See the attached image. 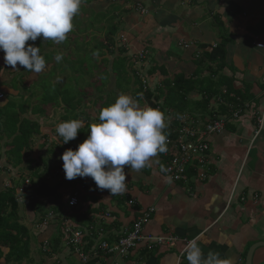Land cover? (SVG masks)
Masks as SVG:
<instances>
[{"label": "crops", "instance_id": "obj_1", "mask_svg": "<svg viewBox=\"0 0 264 264\" xmlns=\"http://www.w3.org/2000/svg\"><path fill=\"white\" fill-rule=\"evenodd\" d=\"M135 4H140L146 14L136 13ZM81 8L85 9L82 20L92 15L107 16L108 12L114 18L113 22L120 19L118 32L126 35L132 44L128 52L133 54L143 49L148 53L146 60L149 63L155 59L157 63L170 61L175 65L170 58L172 53H177V61H180L177 63L180 70L177 71L185 76L195 70L191 59L200 52L199 46L209 48L219 43L218 21L230 38L225 47L227 67L222 74L233 78L234 89H249L254 96L253 103L245 106L240 115L226 125L222 134L211 138L209 171L204 181L194 179L193 172L189 177L187 175L185 182L170 181L163 175L164 162L159 154L152 159L150 166L140 171L125 169L128 176L126 192L121 195L111 196L108 190H99L92 178L84 177L80 183H75L76 178L70 180L68 191L74 189L86 198L81 211L91 212L86 217L91 223L83 222V228L100 229L104 239L112 242L131 227L139 211L153 207L154 213L144 227L143 235L173 238L170 244L149 249L143 242L122 258L98 253L92 257V264H188L184 249L197 237L205 256L209 251L218 252L221 258H230L234 264H244L250 247L260 244L253 251L251 264H264V124L254 138L253 115L264 110V0H196L194 3L192 0H82ZM101 22L107 26L108 19L103 18ZM207 22L217 27L216 35L208 31ZM178 41L189 44V47L178 46ZM85 42L88 43V39ZM41 44L44 48V41ZM57 47L53 45L51 48L54 54L66 52L65 48ZM51 49H42L41 55ZM3 57L4 53L0 51V82L9 77L8 83H12L15 75L21 73L17 72L11 78L14 70L6 66ZM192 95L195 96L193 100L198 99ZM25 109L23 117L30 119V110ZM58 110L62 114L66 107L61 105ZM33 118H38L40 134L45 137H36L33 147L38 151H45L47 147L52 149L53 141L60 137L56 132L57 125L63 119L44 128V122L49 120L47 114L34 115ZM2 177L0 190L8 183L13 184L12 180ZM65 186L58 191H65ZM129 199L135 201L132 208L127 206ZM21 207L20 223L25 221L33 228L37 258L27 255L28 258L21 263L8 264H70L68 257L73 253L66 244L60 242L56 252L50 255L40 250L43 241L48 243L56 235L57 225L49 222L46 228L35 229L34 214L26 205ZM63 207V212L74 210L66 206V200ZM36 221L39 223V219ZM97 240H88L90 251L97 245ZM2 251L0 264H5L3 255L7 249Z\"/></svg>", "mask_w": 264, "mask_h": 264}, {"label": "trees", "instance_id": "obj_2", "mask_svg": "<svg viewBox=\"0 0 264 264\" xmlns=\"http://www.w3.org/2000/svg\"><path fill=\"white\" fill-rule=\"evenodd\" d=\"M195 1L196 0H192L193 3ZM101 16L103 17L104 15ZM216 24L220 29L218 35L219 43L209 48L205 45L199 46L200 52H198L197 58L194 57L195 59H191L195 66V70L191 75L185 76L181 72L171 74L168 71L167 64L150 61L146 67L145 75L150 80L154 77L157 78V82H155L152 88H149L150 84H148V88L145 90L142 87L140 77L136 76L137 72L131 69L134 64V54H130L126 51L125 47L128 43L127 36L125 37L126 44H124L120 41L121 39L117 35L121 25L120 19L114 21L112 24H107L106 27L108 28H106L107 30L104 33V38L98 43V45L96 44L91 48L87 45L86 48H84L85 45L80 42V39H74L75 41H79L75 44L77 45L76 50L79 58L84 51L93 49H97L98 51L101 50L97 58H92V60H96L99 63L106 60V65L104 64L102 71L104 77L106 76V78H108L109 74H112L114 77V84L119 85V87L116 88L118 93H114V91L108 92L104 99L101 96L104 86L100 83L99 86H96L95 90L99 95L96 96L94 101L90 99L86 100L88 104H91L98 109L97 117L93 119L90 118V115L86 111L77 113L81 104L84 102L82 101L83 98L88 96V93L85 91L81 92L73 89L74 92H77L76 94H82V96L77 97L76 95L74 97L72 95L71 98L65 97L66 94L63 95L59 91L56 93L57 96H51L46 92L43 96L41 95L38 97L41 104H43L42 110L37 107L35 110L28 107L30 115L32 116L28 119L23 117L26 109L24 108L22 97L20 98L16 90L13 92H15L18 99L20 98L18 110L14 109L16 104L12 101L13 99L8 96L9 93L7 92L10 89H8L7 86H5L7 87L5 92L0 89V91L4 93V99L0 102V147L2 150L0 154V166L1 172L4 174L2 178L7 177L9 180L14 181L15 177H20L18 175L20 170L25 169L30 170V175H32L33 178L40 179L39 183H32L30 190L21 196L23 201L22 204L26 205L34 214V220L37 218L36 220L39 219L38 222H41L47 212L50 211L58 216H61L60 214H67L70 220L74 223L76 222L75 225L80 228L83 227V222H90L86 217L91 212L89 213L88 210L87 212L81 211L86 203L84 201L86 198L85 196L83 197L80 192L78 194L77 207L73 211H66L67 213L65 211L63 212V202H65L69 193L71 194L75 190L71 189L68 191V189L71 188L70 180L65 178L60 157L66 149L70 148L75 150L77 146L87 138L89 126L98 122L100 110L114 103L117 95L120 93L130 92L131 97L136 99L139 104L158 109L165 113V116L169 115V122L171 125L175 124L173 120L178 117L187 116V114L192 118H199L200 120H215L223 116L230 118L232 113L238 111L241 112L244 110L245 106H250V103H253L254 96L249 93V89H234L233 78L226 77L222 74L223 70L227 67L225 63V47L228 45L230 38L225 31H223V26H221L218 21ZM78 33H80V31H78ZM74 34L75 33H73V35ZM90 34L91 32H89L88 35ZM130 40L132 41L133 39L130 38ZM41 41H44V48H42ZM28 43H32L34 46L40 47L41 50L45 49L47 51H49L53 45L58 46L57 48L63 47L62 43L58 45V43H55L52 40L45 41L42 37L38 38L35 42L28 41ZM52 51L53 50L51 49L50 52L42 55L46 62L50 59V56L48 55H54V52ZM173 55L174 53H172L171 58H173ZM79 65L81 66L82 64L79 63ZM97 65L99 64L97 63ZM83 68H87V65L80 68L84 72ZM24 71L30 72L25 69ZM44 71L46 72V68ZM204 73L207 75L203 76ZM142 79L145 80V78ZM8 84L12 83L10 82ZM46 87L47 85L43 86L41 89L43 90ZM9 88H11L10 85ZM73 90L71 91L73 92ZM27 91L28 98H33L31 91ZM192 94H195L198 99H191L190 95ZM58 101H60L62 106L66 107V112H71L70 116L62 118V122L81 120L85 122V124L78 131L77 137L68 143H63L62 137H59L55 142L53 141L54 144L51 145L53 147L52 149H49L51 150L50 159L55 162L54 164L57 167L58 176L55 184H50V186L47 180H43L51 170L47 165L46 160H41L40 155L44 154V150L39 151L37 158L31 159L27 155L31 151V147H33V142L36 137L45 138L40 134L41 126L37 121L38 118H33L34 115L43 116L45 114L44 107L46 105L53 106V104L58 103ZM28 104L29 102L27 101V105ZM60 106L57 107L59 108ZM250 108L251 107H249V109ZM229 123H231V119L226 125ZM163 131L166 137H172V126L168 125V123ZM37 145L38 143H36V146ZM159 157L160 159L163 158L162 153H159ZM162 161L165 162L166 160L162 159ZM188 170L187 175L189 177L192 172L191 169ZM83 178L77 177L74 181L75 183H80ZM88 178L90 179L91 177ZM66 182H68V187L65 186ZM64 186L65 191L59 192L58 189ZM19 206L20 204L14 196V189L4 188L0 190V257L3 253L2 249H7V252L3 255L6 262L5 264L20 262L27 257L29 252V229L27 226L20 223L21 217L19 214ZM77 221L81 224H78ZM51 223L56 224L57 229L56 235L47 243V251H42L43 254L47 253L46 255L56 252L62 238L58 220L54 219ZM42 244L43 243H41L40 246H42ZM87 245L88 249H85L86 252L90 251V243H87ZM21 248L23 249L22 251ZM93 261L94 260L90 258L87 264H92Z\"/></svg>", "mask_w": 264, "mask_h": 264}, {"label": "clouds", "instance_id": "obj_3", "mask_svg": "<svg viewBox=\"0 0 264 264\" xmlns=\"http://www.w3.org/2000/svg\"><path fill=\"white\" fill-rule=\"evenodd\" d=\"M81 4L82 0H0V51L5 64L13 70L20 65L28 71L42 72L46 61L41 48L27 42L40 37L64 42ZM54 59L61 62L63 54L58 53ZM82 126L81 120L64 121L57 125L56 132L66 144L77 137ZM166 127L163 112L141 107L136 99L120 93L114 103L100 110L87 138L75 150L69 148L62 153L65 178L91 177L99 190H108L111 196L124 194L126 168L140 171L159 153L167 152ZM198 240L193 238L184 249L188 264H234L218 252L209 251L205 256Z\"/></svg>", "mask_w": 264, "mask_h": 264}, {"label": "rangeland", "instance_id": "obj_4", "mask_svg": "<svg viewBox=\"0 0 264 264\" xmlns=\"http://www.w3.org/2000/svg\"><path fill=\"white\" fill-rule=\"evenodd\" d=\"M84 11H85V9H82L80 7L79 13L72 20V24H73L72 31L67 34V39L64 42H62V45H63L62 49L65 48L66 52L63 53L64 58L62 59L61 62L57 63L55 61L54 57L56 56V54L48 55V56H50V59L47 60V62H46L47 63V65L45 66L46 72L44 70L40 73H35V72H31V71L30 72L24 71V74H25L24 75L23 74L24 68L20 65H17V70H14V73L10 74L11 78H12V76L14 74H16L17 72L21 73L20 75L16 74V76L14 77L15 79L13 80L12 84H10L11 88L8 87V89H10V90H8V92H7V93H9V95H8L9 98L13 99L12 101H14V103L16 104V106L14 108L15 110H18V105H19L18 103H20L21 97H22L23 102H24V108L27 107V109H28V107H29V108H33L35 110L37 107L38 109L42 110L43 104H41L40 99L38 98L39 96H41V95L43 96L44 93H46V92H48L51 96H55V95L57 96V94H56L57 91H59L63 95L66 94L65 97H68V98H71L72 95L74 97L76 95H77V97L82 96V94L79 95V94H76L77 92H74V90L76 89L78 91H81V92L85 91L88 93V96L83 98L82 101H84V102L82 103V105H81L80 109L77 111V113H80L81 111H86L90 115V118L93 119V118L97 117L98 109H96L95 106L88 104L86 102V100L90 99V100L94 101L96 96L99 95L95 90L96 86H99V83L102 84V86H104L103 92L101 94L103 99L105 98V95L108 92L114 91V93L115 92L118 93L116 88H118L119 85L114 84L113 75L109 74L108 78H106V76L104 77V75L102 73L103 68H104V64L106 65V60L101 61L102 63L101 62L99 63L96 60H92V58H97V56L99 55V52L101 50L98 51L97 49H93V50L84 51L81 54V57L79 58L77 56V50H76L77 45H75L79 41L74 40V39H77V40L80 39L81 40L80 42L84 43V45H85L84 48H86V44H88V46L90 48L92 46H95L96 44L98 45V43L103 40L104 33L107 30L106 28H108V27H106L105 22H101L102 19L103 18H105L106 20L108 19L107 24H112L113 23V17H110V12H108L107 16L104 15L102 17L101 15L100 16L95 15V17H92L93 16L92 15L90 18H88L86 20H82L81 15H82V17L84 16V13H85ZM120 11L122 12L123 9ZM108 17H110V18H108ZM198 22H201V20H198ZM207 23H209V24H207L208 31L212 32L213 34L216 35L217 31H215V30H217V27L214 26L215 27L214 28L211 26L210 22H207ZM78 31H80V33H78ZM89 32H91L90 35L84 34V33H89ZM73 33H75V34L73 35ZM117 35L121 39L120 41L122 43L126 44V39H125L126 35L122 34L121 32H118ZM86 39H88V43L84 42ZM178 42H176V44ZM60 44L61 43H58V45H60ZM130 45H132V44L128 40V43L125 47L126 51H128L130 49V47H129ZM175 50H178V48H175ZM141 51H143L142 53L145 55V58H147L148 53H145V51L143 49L133 53L134 57L136 59H133L134 61L132 60L134 62V64H133V67L131 69L135 70L137 72V74H138V75L136 74L137 77L145 78V80H142L145 82V88H148V84H150L149 88H152L154 86L155 82H157V78L154 77V78H152V80H150L145 75V70H146L147 65L149 64V61H147L144 58L143 60H141V62H139L140 58L138 57L137 54L138 53L141 54L140 53ZM174 55H177V54L174 53ZM174 55H173V58H171V60L173 59L175 61V65H172V62L167 61L168 59L163 58L164 61H167L168 71L171 74L179 72L177 70H180L178 68L179 64L177 65L178 62L180 63V61H177L179 56L178 55L174 56ZM175 57H177V58H175ZM144 61H146V62H144ZM153 62H155V59L153 60ZM79 63H81L82 65L80 66ZM97 63L99 65H97ZM85 65H87V68H85V69L83 68L84 69V72H83L80 68L85 66ZM107 65H108V62H107ZM6 66L10 70H13L11 68V66H9V65H6ZM8 79H9V77L8 78L6 77V78H4L3 82H0V89L3 92H5L7 90V88L5 87L6 83H8V81L11 80V79H9V80ZM106 79H107V83H106ZM151 81H152V83H151ZM52 83H54L55 86ZM45 85H47V87L42 90L41 88ZM14 90H16L17 94L20 96L19 99H18L17 95H15V92H13ZM27 90L31 91L33 98H28V94H27L28 91ZM71 90H73V92ZM125 94L131 96L130 92H126ZM117 97H118V95H117ZM194 97H193V95H190L191 99H195ZM27 101L29 102L28 105H27ZM60 105H61V103H60V101H58V103H54L53 106L46 105L44 107V110L46 112L45 116L47 114V117L49 119L48 121L44 122V126H43L44 128H49L50 126L56 125L59 122L58 119H60V118L62 119L63 117L70 116V113H71L70 111L64 112L62 114L59 113V110H58L59 108L57 106H60ZM140 106L145 107L144 104H140ZM84 124H85V122H83V126H84ZM217 136H219V135H217ZM1 151L2 150L0 147V154H1ZM50 152H51V150H49V147H47L44 151V154L40 155L41 160H46L47 165L51 169L48 172V174L45 176V178H43V180L48 181L49 185L55 184L56 180H54V179H55V177L58 176L57 167L54 164L55 162H53V160L50 159L51 158ZM38 154H39L38 149L35 150V148L33 147L27 156L32 159V158H37ZM62 164H63V161H62ZM18 175L21 177V178L18 177V178H20V181H19L20 184L22 183V181L25 178L30 179L32 183H36V184L39 183V181H40V179L33 178L32 175H30V170L21 169L20 172L18 173ZM1 176H4V174H3V172L0 171V177ZM18 178L15 177L14 181L12 180V183L14 185H17L19 183ZM1 189H4V187L2 186ZM21 205L22 204H20V206H19V214L22 216L23 208L21 207ZM24 219H26V218H24ZM33 223H37V221L33 220ZM23 225L27 226L28 229L31 230V231H29L28 242H29V244H30V242H32V244L28 245V250H29L28 256L29 255H30L29 257L36 256L35 242H34V238L32 236L33 228L31 227V225H29L25 221H23ZM60 242L65 244L62 241V238H61ZM22 250L23 249L21 248V251ZM40 250L43 251L42 246H40ZM27 258L28 257H25V259H27ZM35 258H37V256ZM22 261H24V260H21L20 263ZM68 261L70 264H79V262L76 260V257L73 255L71 257H68ZM14 263H17V262H14Z\"/></svg>", "mask_w": 264, "mask_h": 264}, {"label": "built area", "instance_id": "obj_5", "mask_svg": "<svg viewBox=\"0 0 264 264\" xmlns=\"http://www.w3.org/2000/svg\"><path fill=\"white\" fill-rule=\"evenodd\" d=\"M135 11L141 15L146 14V10L140 5L135 4ZM178 46L188 48L189 44L185 42H179ZM258 47H262L258 45ZM197 57V55H196ZM133 59H136L135 57ZM138 75V74H137ZM141 84L145 90V82L140 77ZM4 96L0 91V102H2ZM167 114V113H166ZM167 116V115H166ZM165 116V117H166ZM236 118V114H233ZM170 120H166L168 125L172 126V137H167V152L162 153L164 162L163 175L172 182H185L187 180L188 169L192 170L194 164L196 165V179L198 181H204L208 176V169L203 164L205 161V155L209 147V138L221 133L223 129V120H200L192 118L190 115L176 118L174 125H171ZM262 118L257 121L258 130L261 126ZM257 132L255 133V135ZM1 171V167H0ZM20 180H18L19 182ZM32 182L30 179L25 178L22 183L17 185L6 184L5 189H14V196L19 204H22L21 196L30 190ZM78 192L75 190L73 193H69L66 199V206L69 209H75L78 205ZM135 201L129 199L127 202L128 207H133ZM154 213L153 207H147L137 213L134 218L131 227L117 237L116 240L109 242L104 239L102 230H94L93 227L87 228L78 227L73 221L65 214L58 216L50 211L41 222L34 225L35 229L46 228L54 219L59 222L60 232L62 234L63 242L71 249V252L76 257L80 264H87L90 258L97 256L98 253H102L107 256L125 257L139 244L146 242L149 248L159 247L162 244H169L172 238H164L157 236H145L143 235V229L148 224L152 214ZM95 233V237L93 234ZM92 238H98L97 245L91 251L86 252L85 247L88 240ZM42 250L47 251V242H42Z\"/></svg>", "mask_w": 264, "mask_h": 264}, {"label": "bare ground", "instance_id": "obj_6", "mask_svg": "<svg viewBox=\"0 0 264 264\" xmlns=\"http://www.w3.org/2000/svg\"><path fill=\"white\" fill-rule=\"evenodd\" d=\"M136 12V11H135ZM138 13V12H137ZM139 14V13H138ZM141 15V14H140ZM141 54H137L138 55V57L140 58V60H139V62H141V60H143L144 59V54L142 53V52H140ZM263 82H264V80H263ZM3 94V93H2ZM4 96V95H3ZM240 113L241 112H235V113H232V115H231V117L230 118H227V117H220V118H218V119H215V120H220V119H222L223 120V129H222V131H221V133L225 130V127H226V123L231 119V120H233V119H236L239 115H240ZM233 114H236V118H234L233 117ZM254 116H255V132H254V138H256L257 137V135L261 132V130H262V128H263V124H264V110L262 111V112H258V113H254L253 114ZM186 116V115H185ZM260 118H262V123H261V126H260V128H259V130H258V125H257V121L260 119ZM166 120H170V118H169V115H167L166 116ZM211 121H213V120H211ZM257 132V134L255 135V133ZM220 133V134H221ZM220 134H218V135H220ZM215 136H217V135H215ZM212 137H214V136H212ZM212 137H210L209 138V147H208V151L206 152V155H205V161H204V164H203V166L206 168V169H208L207 167L209 166V158H208V153H209V150H210V140H211V138ZM1 167V166H0ZM195 168H196V165L194 164V166L192 167V170H191V172H193L194 173V179H196V172H195ZM189 171V170H188ZM187 174H188V172H187ZM197 180V179H196ZM173 239V238H172ZM171 242V241H170ZM165 244V243H164ZM170 244V243H169ZM163 245V244H162ZM146 247L149 249V247H148V245L146 244Z\"/></svg>", "mask_w": 264, "mask_h": 264}, {"label": "water", "instance_id": "obj_7", "mask_svg": "<svg viewBox=\"0 0 264 264\" xmlns=\"http://www.w3.org/2000/svg\"><path fill=\"white\" fill-rule=\"evenodd\" d=\"M260 244H256L252 247H250V249L248 250V253L246 255L245 258V263L244 264H251V260H252V255H253V251L256 249V247H258ZM264 246V244H262Z\"/></svg>", "mask_w": 264, "mask_h": 264}]
</instances>
